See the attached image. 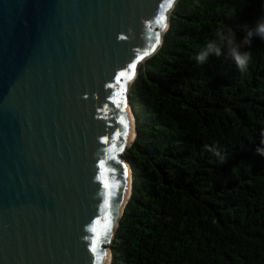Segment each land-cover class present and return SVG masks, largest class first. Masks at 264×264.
I'll return each mask as SVG.
<instances>
[{
	"label": "water",
	"instance_id": "1",
	"mask_svg": "<svg viewBox=\"0 0 264 264\" xmlns=\"http://www.w3.org/2000/svg\"><path fill=\"white\" fill-rule=\"evenodd\" d=\"M178 1L0 0V264H105L131 87Z\"/></svg>",
	"mask_w": 264,
	"mask_h": 264
},
{
	"label": "trees",
	"instance_id": "2",
	"mask_svg": "<svg viewBox=\"0 0 264 264\" xmlns=\"http://www.w3.org/2000/svg\"><path fill=\"white\" fill-rule=\"evenodd\" d=\"M264 0H179L130 91L132 191L110 264H264Z\"/></svg>",
	"mask_w": 264,
	"mask_h": 264
},
{
	"label": "clouds",
	"instance_id": "3",
	"mask_svg": "<svg viewBox=\"0 0 264 264\" xmlns=\"http://www.w3.org/2000/svg\"><path fill=\"white\" fill-rule=\"evenodd\" d=\"M172 3H175V0H173ZM167 28V25L165 24L164 26L161 27L162 30H165ZM253 35L259 36L261 39H264V18H261L253 31H250L248 33V36L240 43H237L235 38L232 37L231 33L228 35H223L221 33H217V36L219 38L220 43L217 44L215 41H210L207 44V47L204 52H202L197 59L201 62H204L207 59L208 54H216V55H222L223 54V49L222 45L226 41L228 44V49L230 54L234 57V59L237 62V65L241 72H244L248 68V64L251 60V54L248 51L241 52L240 48L243 45L250 44V38ZM264 154V153H262ZM97 264H99V261H97Z\"/></svg>",
	"mask_w": 264,
	"mask_h": 264
},
{
	"label": "bare ground",
	"instance_id": "4",
	"mask_svg": "<svg viewBox=\"0 0 264 264\" xmlns=\"http://www.w3.org/2000/svg\"><path fill=\"white\" fill-rule=\"evenodd\" d=\"M167 29H168V27H167ZM166 30H165V33H166ZM127 110L129 112V116H130L131 123H132V126H133V124H134V118L132 117V114H131V111H130V108L129 107H127ZM134 138H135V131L133 130L132 133H131L130 142H132V140H134ZM131 183H132V178H131V176L129 174L126 201L128 200V198L130 197V194H131ZM126 201H125V204H126ZM123 209H124V207H122L121 212H120V215L122 214ZM110 262H111V252L109 250V252L107 253V258H106L105 264H110Z\"/></svg>",
	"mask_w": 264,
	"mask_h": 264
},
{
	"label": "snow or ice",
	"instance_id": "5",
	"mask_svg": "<svg viewBox=\"0 0 264 264\" xmlns=\"http://www.w3.org/2000/svg\"><path fill=\"white\" fill-rule=\"evenodd\" d=\"M172 2H173V0H167V3L169 4V6L171 5ZM164 20H165V17H164V15L162 14V15L160 16V18L158 19L157 23L160 24V26L162 27V26L165 25ZM157 39H158V36H157ZM122 75H123V74H122ZM121 119H122V121H123L124 118L122 117Z\"/></svg>",
	"mask_w": 264,
	"mask_h": 264
}]
</instances>
